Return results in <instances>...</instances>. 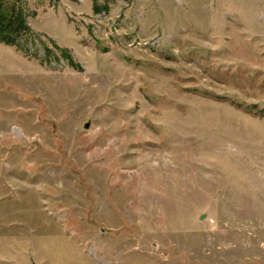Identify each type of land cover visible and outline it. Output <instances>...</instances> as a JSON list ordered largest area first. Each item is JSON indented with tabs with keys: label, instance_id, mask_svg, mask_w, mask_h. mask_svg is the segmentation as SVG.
<instances>
[{
	"label": "rangeland",
	"instance_id": "374dc122",
	"mask_svg": "<svg viewBox=\"0 0 264 264\" xmlns=\"http://www.w3.org/2000/svg\"><path fill=\"white\" fill-rule=\"evenodd\" d=\"M12 1L0 264H264V0Z\"/></svg>",
	"mask_w": 264,
	"mask_h": 264
},
{
	"label": "trees",
	"instance_id": "16d2710c",
	"mask_svg": "<svg viewBox=\"0 0 264 264\" xmlns=\"http://www.w3.org/2000/svg\"><path fill=\"white\" fill-rule=\"evenodd\" d=\"M28 35H32V31L23 4L0 0V41L6 44H20L22 38H27Z\"/></svg>",
	"mask_w": 264,
	"mask_h": 264
},
{
	"label": "water",
	"instance_id": "95a60500",
	"mask_svg": "<svg viewBox=\"0 0 264 264\" xmlns=\"http://www.w3.org/2000/svg\"><path fill=\"white\" fill-rule=\"evenodd\" d=\"M33 264H35V263H33Z\"/></svg>",
	"mask_w": 264,
	"mask_h": 264
}]
</instances>
